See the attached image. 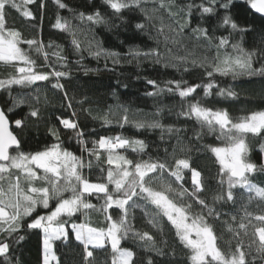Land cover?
<instances>
[{"label":"snow or ice","instance_id":"1","mask_svg":"<svg viewBox=\"0 0 264 264\" xmlns=\"http://www.w3.org/2000/svg\"><path fill=\"white\" fill-rule=\"evenodd\" d=\"M52 2L57 12L51 28L69 34L70 45L79 55L75 63L85 74L98 69L84 66L83 51L97 61L103 58L110 71L109 60L113 66L134 62L140 68L148 61L153 70L156 66L174 69L182 73L180 79L144 77L152 89L144 95L154 101L165 93L178 96L177 120L194 121L198 128L186 136L187 127L163 123L164 109L171 112V107L156 106L154 113L133 110L119 103L115 90V110L110 105L103 114L92 115L90 108L83 107L87 97L76 100L62 82L71 74L65 47L51 41L46 46L37 36L26 38L15 24H8L14 12L35 30L33 6L43 12L47 0H0V62L14 69L0 78V92L8 94L0 104V264H23L19 249L32 234L39 236V264H66L61 245H72L73 240L77 242L74 247L81 250L72 264H98V249L108 253L104 264H109V257L110 264H161L157 257H177L176 246L164 239L165 221L183 251L178 264H264V182L255 180L256 175H264V109L233 117L226 108L204 103L213 95L223 100L238 98L232 85L220 86L217 76H231L233 81L264 77V0H100L99 6L95 0H86L87 11L74 9L65 0ZM101 7L109 11L102 12ZM62 11L70 15H62ZM256 14L259 28L250 19ZM100 25L109 31L116 29L117 36L120 28L133 36H147L152 44L145 42L141 48L129 43L127 51L119 52L93 38L83 47L77 34ZM247 36L254 39L251 49L245 46ZM46 47L55 50L49 52ZM198 69L203 70L201 83L184 79L183 74ZM41 83L61 95L65 111L50 113L45 119L36 106ZM44 103H48L46 98ZM24 106L28 112L17 117V110ZM77 106L100 120L102 127L115 123L137 132L159 130L162 142L175 139L172 152L165 148L163 158L153 156L145 139L123 132H86L79 123ZM118 112L122 116L115 119ZM41 123L46 126L43 143L37 138L38 146L26 149L29 127L38 129ZM88 135L98 139H86ZM65 136L68 142L75 140L79 153L70 149ZM206 136H214L220 143H205ZM254 147L261 156L259 163L251 155ZM128 149L136 154L135 159L125 154ZM193 150L210 154L218 165L215 189L195 166ZM94 170H98L95 181L91 179ZM237 190L247 194L239 219L236 213L223 210L225 205L237 203ZM93 197L99 203H93ZM254 201L258 213L248 210ZM137 209L153 231L134 226ZM91 212L102 215L103 222L91 226L87 219L83 223L73 219L77 214L88 217ZM225 216L230 219H223ZM217 223L230 234L229 240L217 235ZM155 233L160 234V241ZM243 237H250L247 244ZM127 240L135 246H124L122 242Z\"/></svg>","mask_w":264,"mask_h":264},{"label":"trees","instance_id":"2","mask_svg":"<svg viewBox=\"0 0 264 264\" xmlns=\"http://www.w3.org/2000/svg\"><path fill=\"white\" fill-rule=\"evenodd\" d=\"M70 7L74 9H80L87 11L84 7L86 0H65ZM97 6L100 5V0H95ZM184 0H178V3H183ZM33 11L36 14V27L35 30L31 26L25 24L23 19L19 17L18 14L12 13L9 15L8 24L11 26L15 24L17 28H20L26 38H32L33 36H37V38H42L44 44L47 46L48 42H54L55 44L62 45L66 49V54L69 57V64L71 68V74L68 78H65L62 81L66 88L68 89L69 95H74L76 100H81L84 97H87L88 102L83 105L84 108H90L92 110V115L103 114L104 111L108 109L111 105L113 106V110H115V105L117 104V98L112 95L115 90L119 99V103L130 106L133 110H142L143 113H154L156 110V106L167 105L172 108L170 112L168 108L164 109L162 114V121L165 124L176 123L177 126L187 127L188 131L185 134L186 136L193 135V129H197L198 126L194 121H186L184 118H180L177 120L175 116V111L179 109L180 98L178 96L169 95L165 93L162 97L158 98L156 101L153 98L146 97L144 95L145 91L152 90L150 86H148L145 82L144 77L154 78L158 81H164L169 78L180 79L182 73L176 72L174 69L164 70L159 66L155 67L153 70V65L144 61L140 68L135 66V63L128 64L126 62L121 65L113 66L111 61L109 60L107 63L109 68L112 69L106 70L105 60L101 58L100 60H95L88 55L87 51H83L82 55L84 56L83 64L87 68L98 69L95 72H89L85 74L84 70L75 63L77 59H79V55L76 54L71 45H70V36L68 33L61 32L59 30H54L51 28V23L55 19V15L57 12L56 6L52 2V0H47V7L43 12L37 7L33 6ZM102 12H107L109 10L101 7ZM41 15L43 19L41 20ZM62 15L69 16V12L62 11ZM125 15H129V13H125ZM250 19L255 20V26L259 28L260 17L256 14L254 17H250ZM74 24L78 23V21H73ZM118 23V21H117ZM195 17H193V26H195ZM120 35H116V29L109 31L103 25L95 26L91 32L78 33V39L82 42L83 47H87V44L93 38L96 41H99L105 48L125 52L127 51L128 44L139 45L141 48L144 47L145 42L149 45L152 44V41L147 39V36H133L131 32H126L124 28L119 29ZM121 41H125L124 45L121 44ZM258 41V37H257ZM245 46L251 49L254 46L253 36L245 37ZM26 47V46H25ZM189 47H191V43H189ZM46 51H54L55 49H48L46 47ZM161 51H164L163 45H161ZM183 53L181 52V55ZM38 63H41L43 57H38ZM50 59L55 60V57H50ZM14 71L9 66H5L2 62H0V78H5L8 73ZM203 74L202 69H198L196 71L183 74L184 79H187L190 83H201V77ZM140 77L137 79V77ZM217 80L220 82L221 87H226L228 85H232L235 91L239 94L237 99L234 100H223L217 98L215 95L212 97L206 98L204 103L207 106L214 108H226L233 117H239L241 115L247 114L250 110H261L264 109V77H240L237 80L233 81L231 76L228 77H220L217 76ZM126 86V87H125ZM50 85L40 84V102L36 105L39 107L45 119L48 118L50 113L58 114L62 111H65L61 107V95L57 94L54 90H50ZM16 92L21 91L19 88L15 89ZM24 91H29L25 89ZM33 94H35V90H32ZM200 96L203 95L202 89L198 90ZM48 100V103H44V99ZM8 99V94L6 92H0V104H3L5 100ZM23 109V115L28 112V107L24 106L18 111ZM77 111L79 112V123L85 126V131L91 133L92 130H95V133H99L100 135H116L118 133L123 132L125 135L129 137H136L145 139L149 143L148 152H150L153 156L159 155L161 158L165 156L164 149L167 148L168 152H172V146L175 144V139L173 138L170 141L162 142L159 139L160 132L159 130L155 131H141L137 132L134 128L130 126H125L121 129L117 124H112L107 127H102V122L100 120H94L87 113L80 111L79 106H77ZM122 116V113L117 114L115 119H119ZM30 125L33 123L29 122ZM14 127V125H13ZM28 134L30 138V142L26 145L27 148L35 149L38 145L36 143V139L38 138L41 141V144L44 141L46 134V126L41 123L39 128L30 126L28 129ZM71 134V133H70ZM86 139L97 138L95 135H88L85 137ZM66 143L70 147L71 150L79 153V147L76 144L75 140L68 142L67 137H65ZM205 143L210 144H219V141L215 140V137L206 136ZM257 142H254V144ZM91 146V145H89ZM125 151V150H121ZM129 158L135 159L136 154L128 149L125 152ZM176 155L179 157L182 153L179 150V146L177 147ZM192 155L195 159V166L202 170L203 175L205 176L209 186L212 189H215L217 186L216 179L214 178L217 173L218 165L214 163V158L210 156V154H202L197 153L193 150ZM252 158L257 163L260 162L261 156L258 151V148H253ZM98 175V170H94L91 174V179L93 181L96 180ZM255 180L258 182H264V175H256ZM187 186V185H186ZM208 195H211L209 193ZM243 196V198H241ZM93 203H99L95 197L92 198ZM247 202V194L243 193L242 190H237V203L235 205H225L224 211L229 213H236L239 219V216L243 214L242 205ZM248 210L253 213H258L259 209L256 206V202L254 201L251 205L248 206ZM136 219L134 220V226L141 230H149L153 231L149 228V226L145 223L143 219V213L141 210L137 209L134 213ZM77 216L82 218V223L87 221L91 226H97L103 222V216L99 213L91 212L88 217H84L80 214ZM223 219H230L225 216ZM246 223V221H245ZM217 235H223V239L225 241L229 240L230 234L224 229V227L217 223L216 225ZM252 229L249 228V233L251 234ZM157 241L161 240V236L159 233H155ZM250 237H243L244 243L247 244L249 242ZM164 239H167L169 244H173L176 246L177 257L175 260H172L171 257L160 258L157 257V260H161V264H167L168 261L171 264H178V262L183 258V251L181 247L178 245V242L175 241L174 232L171 230L170 225H167L165 221V235ZM77 242L73 240L72 245L64 246L61 245L60 252L62 254V259L66 261V264H72L74 259H79L76 255L81 249L74 247ZM126 247H134L132 240H127L122 242ZM222 247L226 250L227 246L222 244ZM39 236L32 234L29 238L24 242L22 247L19 249V252L22 253V261L23 264H39ZM138 251L142 253V249H138ZM110 252V246H109ZM95 255L98 261V264H104L105 258L108 256V253L103 249L95 250ZM110 264V257H109Z\"/></svg>","mask_w":264,"mask_h":264},{"label":"rangeland","instance_id":"3","mask_svg":"<svg viewBox=\"0 0 264 264\" xmlns=\"http://www.w3.org/2000/svg\"><path fill=\"white\" fill-rule=\"evenodd\" d=\"M58 114H60V113H58ZM16 115H17V117L23 115V109L20 110V111H18ZM69 115H70V113H69ZM14 118H15V117H14ZM68 134H70V133H68ZM65 137H67V136H65ZM73 219H74V221H75L76 223H82V218L79 217V216L74 217Z\"/></svg>","mask_w":264,"mask_h":264}]
</instances>
